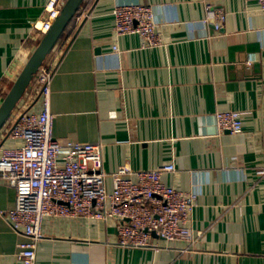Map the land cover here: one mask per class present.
Wrapping results in <instances>:
<instances>
[{"label":"crops","instance_id":"crops-1","mask_svg":"<svg viewBox=\"0 0 264 264\" xmlns=\"http://www.w3.org/2000/svg\"><path fill=\"white\" fill-rule=\"evenodd\" d=\"M48 0H0V104L43 35ZM154 12L161 43L116 33V5ZM44 64L52 67L49 110L59 142L101 143L103 170L127 165L173 172L163 181L195 196L192 241L126 247L113 220L46 218L35 264H264V9L257 0H84ZM217 12L222 27H213ZM207 18V21L204 20ZM34 79L22 101L42 105ZM242 128L220 133L216 112ZM15 146L6 139L0 144ZM15 190L0 180V264H19L6 213Z\"/></svg>","mask_w":264,"mask_h":264},{"label":"built area","instance_id":"built-area-1","mask_svg":"<svg viewBox=\"0 0 264 264\" xmlns=\"http://www.w3.org/2000/svg\"><path fill=\"white\" fill-rule=\"evenodd\" d=\"M65 1L48 0L43 19L33 25L38 33L44 35L50 29ZM257 2L264 9V0ZM112 14L116 33L137 34L142 46L160 45L149 5L119 4ZM85 16L80 6L73 17L74 26ZM208 16L214 18L213 27L219 30L224 14ZM52 74V67L43 64L34 77L39 85L40 111L32 110V101L20 100L2 127L6 139L21 142L0 144V180L15 190V202L6 219L14 231L28 239L18 244L19 264H35L46 218L113 220L118 243L126 247L157 246L155 238L168 243L192 241L189 223L195 196L163 181L164 173L174 171L172 164L138 171L120 166L111 173L112 187L108 190L101 143L59 142L54 138L49 110ZM216 127L220 133L239 132L240 113L216 112Z\"/></svg>","mask_w":264,"mask_h":264},{"label":"water","instance_id":"water-1","mask_svg":"<svg viewBox=\"0 0 264 264\" xmlns=\"http://www.w3.org/2000/svg\"><path fill=\"white\" fill-rule=\"evenodd\" d=\"M83 2L84 0H66L58 17L38 42L0 104V130L10 118L13 110L32 83L38 69L44 64Z\"/></svg>","mask_w":264,"mask_h":264},{"label":"trees","instance_id":"trees-1","mask_svg":"<svg viewBox=\"0 0 264 264\" xmlns=\"http://www.w3.org/2000/svg\"><path fill=\"white\" fill-rule=\"evenodd\" d=\"M72 25H73V19H72V21L69 23V25H68V27H67L66 30H69V29L71 28Z\"/></svg>","mask_w":264,"mask_h":264}]
</instances>
